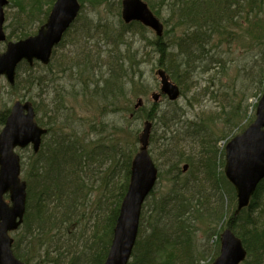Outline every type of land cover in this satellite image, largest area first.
I'll list each match as a JSON object with an SVG mask.
<instances>
[{
	"label": "rangeland",
	"instance_id": "374dc122",
	"mask_svg": "<svg viewBox=\"0 0 264 264\" xmlns=\"http://www.w3.org/2000/svg\"><path fill=\"white\" fill-rule=\"evenodd\" d=\"M153 1H155L153 2L155 8H152L150 4L149 7L152 10L154 9L153 12L164 24V40H169L172 44L177 42V38L182 36L186 30L182 29L180 22L183 20H181L180 15H172L169 11L167 3L172 0ZM163 1L165 2L163 3ZM51 2H44V10L50 8ZM121 3L122 0H99V2L94 4L90 0L84 1L80 16L70 29V34L65 35L62 44L55 50L56 57H54L51 66L44 68L42 71L41 75H45L48 71L52 72V74L45 77L46 80L47 78H53L54 85L51 88L44 87L43 91L40 92L43 101L36 97L39 100L37 106L39 105L38 107L40 108L39 111H36V118L39 119L40 117L43 126H45L48 124L47 121L50 120L47 112H58L60 110L61 116L66 115L69 117L71 127L74 126L73 128L80 129L85 133L83 135L95 138L102 137V134L108 140L107 143L117 146L119 152L129 154L130 151L136 153L139 150L140 144L139 141H135V138H139L142 124L137 125L134 121L127 120L128 114L125 111H119L113 115H105L106 121L104 126L97 128V122L102 119V115L106 112L96 111L94 105L103 103L104 109H106L105 105L108 108V104L111 101H116L118 103L117 107L120 109L128 104L133 107L138 97L133 96L134 92H129L130 85L124 84V80L128 81L132 79L129 74L126 75L125 69L129 68L131 71L138 72L139 69L135 68V65L140 64L144 78L150 83V86L142 96L145 107L149 111V107L152 104L150 93L152 91H159L160 81L154 76L157 69L158 57L156 48L154 47V40L157 36L153 29L144 27L142 31H139L136 28H131L124 37L121 36L119 40H115V44L123 45L121 50L124 51L128 47L133 52L128 59H124L123 55L119 56L124 59V61L120 59L122 63L119 62L117 57V53L119 52L110 44V41H108V44L104 42L106 39L104 31L109 29L117 32L122 28V23L124 22L121 15ZM16 4L10 1V5L5 9L6 24H11L7 29L8 33L10 29L18 27L15 15L19 11V7ZM236 9L234 8V12H236ZM241 17L243 16L241 15ZM251 17L250 21L241 19L237 21V24L233 23L232 27H234L233 33L235 36L232 35L229 38L226 35L224 37L219 34L217 41L212 42L215 45L218 43L216 50H219L218 52L221 56L217 66H214L209 71L206 70V67L200 69L198 65L193 67L194 70H191L192 67L189 68L187 73L193 76L192 80H194V83H190L187 88L181 89L183 92L182 96L176 102L171 103L172 106L167 101L161 103L163 112L170 119L166 121V124L161 125L165 121L164 116L158 125L152 127L149 147L154 162L156 165L159 164L161 171L163 170L164 172V176L160 178L156 188L157 197L168 189L169 184L168 176L166 175L167 165L165 164L167 160L161 153L162 146L166 141L163 140L165 137H171L173 141V135L181 140L183 139L182 142L175 141V144L180 146V148L176 146L174 150L178 151L180 155L182 154L187 161L189 159L194 160L196 165V160H202V158H205L209 154V156H213L216 159L217 163L221 159L219 163L220 169H224L225 143L246 129L255 120L256 108L264 92V64H254L256 59L260 58L259 51L261 52L264 49V42L258 45L259 40H264V5L255 7ZM31 20L33 21V23L31 22L32 28H36L37 22L35 19ZM83 28L88 30L94 28L93 30H95V32L92 31L94 39L92 38L89 43L85 40L86 33L82 31ZM186 28H188L187 24ZM4 46L5 44H0V50ZM118 63L121 64V70L117 69ZM73 64H81V66L72 68ZM64 68L67 69L66 72L63 71ZM115 69L117 71L115 74H112V71H115ZM104 77L106 79L112 77L117 82L113 86L107 87V82H102L101 84V80ZM114 86H116L118 94H127L128 96L121 95L116 99L113 97L112 99H108L100 92L101 89ZM0 91V110L10 107L17 99L25 100L27 97H34L35 99V94L39 93L38 89H35L28 90L27 94L22 90V85L13 89L4 77L0 79ZM164 99L166 100V97ZM101 107L102 105L100 104L99 108ZM174 107L179 110H175ZM194 121L201 123H194ZM83 125L84 127H82ZM210 134L212 135V141L208 137ZM168 145L173 146L170 142ZM31 151V147L18 150L21 155H24L23 158L26 161L29 160ZM223 160L224 163L221 166ZM184 163L186 162L182 164ZM201 165H203V161ZM191 169L194 172L197 168ZM88 172L89 176L87 178L89 179V184L87 187H90V191L93 188L98 191V193H95V191L93 195L91 194L92 196L90 195L94 199V202L91 204L90 201L88 208H96L98 206L95 202L100 199V196L103 197L102 200L104 202L106 201L107 188L104 184L108 176L107 165L98 161L95 163L91 162ZM188 172H185V178L189 177L190 174ZM201 184H204L203 180L200 181L198 187L203 194L201 198L205 200V197L209 195L211 190L208 185L205 184L204 187ZM212 188L214 189V187ZM255 194L257 196L253 198L252 214L248 218V221L252 220V223L263 226L264 189L261 193L260 191H256ZM6 199L9 202V199ZM236 202V200H229L227 204V216L218 222L221 223L219 224L220 226L226 227L228 218L233 214L239 216L240 213L236 210ZM106 203L112 206L111 202L106 201ZM210 206L209 204L208 207ZM84 208V204H81L78 212H84ZM258 213H261V215ZM201 223H194L195 227L191 235L192 240L194 239L197 243L194 255H192L193 260H195L194 264H208L218 255V250L216 251L215 246L213 248L211 245L207 251L202 248L205 238L211 240V243L216 239L215 235L206 234L205 228H203L204 226ZM84 226L79 228L83 229ZM86 226L90 227V225ZM240 228L241 225L239 223L233 226V229L238 231L236 232L237 234L242 232ZM90 234L91 232L88 233V237ZM12 235L15 239H19L21 230L13 232ZM51 246H53L54 250L56 243L53 242ZM75 250L77 252L79 249ZM63 253V256L66 257H69L71 254L69 251H64ZM55 254L57 252L53 251L48 259H54L57 256ZM42 259L43 261L39 264H56L53 260L48 263L45 255L42 256ZM37 260H33L30 264H37ZM59 264H67V260L60 261Z\"/></svg>",
	"mask_w": 264,
	"mask_h": 264
},
{
	"label": "bare ground",
	"instance_id": "6f19581e",
	"mask_svg": "<svg viewBox=\"0 0 264 264\" xmlns=\"http://www.w3.org/2000/svg\"><path fill=\"white\" fill-rule=\"evenodd\" d=\"M8 1H13V2L17 3V1H24V0H8ZM176 1H182V0H176ZM202 1H208V0H202ZM233 1H236L239 3V1L242 2V1H246V0H233ZM121 12H122V10H121ZM235 16H238L237 21H240L242 19V17H240V14H238V13H235ZM228 17L230 18V15H228ZM200 20L205 21L204 18L200 19ZM243 20H246V18L244 17ZM122 21L124 22V23H122V28L120 30H118L117 32L115 30L113 31V30H109V29L107 31H104V32L110 31L109 35L105 36L106 39L104 42L106 44H108V41H110V44L114 46V48L117 52H119V53H117L118 54L117 57H118L120 63H122L121 61H124V59L130 58L133 52L128 47L124 51L121 50V47L123 45L122 44H115V40L116 39L119 40V38H121V36L124 37L126 35V33L128 32V30L131 28H136L137 30L142 31L144 29V27L145 28L147 27L143 22L138 21V20H133V21L127 22L122 18ZM133 23H136V24H133ZM232 26H233L232 23H228L225 26H220L225 31H228V30L230 31L229 33L231 35L227 36L229 38L232 37V35L235 36V34L233 33L234 27H232ZM17 29H19V28L16 27L15 30H17ZM93 29L88 30L85 28V31H86L85 32L86 33L85 40L87 43H89V41L93 38V32L92 31L95 32V30H93ZM208 33H207L208 35L206 36V38L209 39L210 41L216 42L217 36L220 34L219 29L213 28L211 30V32L209 31ZM34 34L35 33H29L28 35H25L21 38H18L17 40L20 41V40H23L25 38L32 37ZM64 37H65V35L62 36L60 42L57 45L53 46L52 53H51L52 56H51L49 63L46 64L41 59L33 58L32 62L28 61L27 59H24V61H21L17 65L16 77L18 75V67L20 66V64L23 65L21 71H22L24 76H19V81L23 80L22 90L25 91V93H27L28 90L38 89V91H39V93L35 94L36 100L34 99V97H27V99H25V100L22 99L23 102H30L32 104V106L34 107L35 103H39V100H37V98H39L43 101V99L40 95V92L43 91V88L44 87L51 88V86L54 85L53 78H47V80L45 79L44 82H41V81L37 82V84H36L37 86L28 87L29 85H31L29 83L30 79H28L31 75L29 74L28 78H26V76L28 75L29 69L31 70V72L36 74V77H42V76H47L49 74H52L51 71H48L45 75H41L43 73L42 71L44 70V67H46L47 65H49L53 61L54 57L56 56L55 50L62 44ZM157 38L161 39V47L162 48L167 47L168 49H167V51L162 52V50H159L158 47L154 44V47L156 48L155 50L157 53V57H158L157 58V65H156L157 69L155 71L154 76L160 81V86H159V91H152L150 93V98H151L152 104L149 107V111H150L149 115H148L149 118L147 117L146 114L140 113L139 109L141 107H144L146 109V111H148V109L145 107V102H144L142 96L144 95V93L146 92L148 87L150 86V83L148 82L147 79L144 78V76L142 74L143 71L140 69L141 65L136 64L135 68H138L139 71L138 72L131 71V70H129V68H126L125 69L126 75L129 74V76H131L132 79H129L128 81L124 80V84H126L127 86L130 85V87H131L129 92H131V93L134 92L133 96L138 97L136 103L134 104L133 107H131L128 104L125 107H123L122 109L117 107L118 103L116 101L110 102V104H108L109 105L108 108H107V105H105L106 109H104L103 103H100L102 105L101 108H99L100 104L94 105V108L96 111L102 112V113L106 112L102 115V119L97 122V124H98L97 128H99L100 126H104L105 121H106L105 117L107 115L109 116V115H113L115 113H118L119 111L120 112L125 111L128 114L127 120L134 121L137 125L142 124V131H143L146 123H151V129H150L151 131H150V136H149V140H150L151 134H152L151 133L152 127L154 125H158L160 123V120H162L164 116H165V118H164L165 121H163L161 125L166 124V121L170 119L169 116L163 112V109L161 108V103L164 101H167L168 104L171 105V103L176 102L183 94L181 89L184 87L187 88L190 85V83L193 84L194 80H192L193 76L188 75V73H187L188 71L185 70V67L180 68V67L176 66V63H174V60L171 57L172 49L170 48V46L174 45L176 42L172 44L171 41L164 40L163 35L157 36ZM263 42H264L263 39L259 40L260 44L258 43V45H261ZM216 45H218V43ZM216 45L211 44V42H208V41H201V45L198 46V48L200 50H204L203 55H202L203 57H197L195 60L194 66L196 67L198 65L200 67V69H203L204 67H206L207 71L212 69L214 66H217L218 63L220 62L221 56L218 52L219 50H216ZM174 46H176V45H174ZM263 47H264V43H263ZM259 48H260V46H259ZM263 53H264V49L261 50V52L259 51L258 54H260L259 55L260 58L258 57L254 64H256V63L264 64ZM99 55H101V54H99ZM121 55H123L124 59L119 57ZM120 59H121V61H120ZM120 63H118V67H117V69H119V70H121V64ZM76 66L79 67V66H81V64H73L72 68H76ZM117 69H115V71H112V74H115ZM191 70H194V68H192ZM63 71L66 72L67 69L64 68ZM161 76H164V78H166L171 84L178 87L179 92H180L178 99H171L168 96V94H164V93H162L158 99L154 98L155 94H159L162 91L163 82H162ZM32 77L33 76H31V78ZM102 82H104V83L107 82L106 77H104L101 80V84H102ZM15 85H11L10 87L13 88V87H15ZM149 91H150V89H149ZM100 92H102L108 99H112V97L116 99V98H119L121 95L122 96L124 95V94H118L117 93L116 86L111 87V88L101 89ZM46 95H48V93H46ZM95 96L97 97V95H95ZM124 96L127 97L128 95L126 94ZM164 97H166V100L164 99ZM100 100H102V99H100ZM97 101H99V100H97ZM139 101H141L140 105H138ZM174 109L179 110L178 108H175V107H174ZM36 114H35V118H34L35 122L41 128L46 129V132L44 134H42L40 147H39L38 151L34 150V147L32 144L28 146V148L31 147V150H32L29 157L32 158L35 155V153H38L41 149L46 148L47 146L50 147V146H52V144H55L53 141L57 137H61L65 140L67 137V138H69V140H72L73 143L75 142L74 144H76V142H79V144L83 145L88 150L99 149L100 154L95 159V161L100 159V156H101V158H103V162L106 165L114 166L117 168L116 172L114 174L115 176L113 177V181L108 182V183L106 181L104 184L105 187L107 188L106 195H105L106 201H109L111 203L112 202L116 203L119 200L121 193H122L121 192L122 190L120 187H121V185H123L125 183V180H126L125 179V177L127 175V173L125 171L126 166L127 165L130 166L129 183L127 184L126 191L123 192L124 195L121 196L120 203L118 206L117 205L109 206L106 203V201L104 202L102 200L103 197L100 196L101 203H99V200L95 202V204H97L98 207L88 208L89 207L88 204H90V201H91V204H93V202H94V199H92L91 196L94 194L93 192H95L96 189L93 188L94 190L92 189V191H90L89 190L90 187H87L86 189L83 190L84 192L82 193V197H80V199L83 201V202H81V204H84L85 210L82 213L78 212V214L73 213L71 215L72 221H74L76 223L69 230L68 233L64 234V239L61 240L62 248H59V252L57 254H55V256L56 255L58 256L60 254L61 255L60 258L64 261L67 260V264H70L71 261L73 260L74 255H75V254H73L74 252H76L75 249L80 250L83 248V250H85L86 254L77 255L76 258H78V259L76 261V264L77 263L78 264H94L95 263V257L93 255V253L91 251H89V248H86V246L93 244V240L91 239L93 232H98L100 234V236H102L103 233L107 232V227H110L111 241H110V243H108L107 255H106V257L102 263V264H105L107 262L108 255L110 253V250H111L114 238H115L116 228L118 226L119 221L121 220L122 213L124 211L123 203L128 196L127 194H128L129 187L131 184V179H132L131 177H132V171H133L132 168L134 166V158L140 152V148L136 153H133L130 151L129 154L128 153L122 154L121 152H119V149L117 148L116 145L111 144V143H107L108 140L105 139V137L102 134H101L102 137H95V138L92 137L93 139L89 138L87 135H83L85 133L82 131L78 135L77 134L73 135L72 134L73 129L70 126L69 117L66 115L61 116L60 110L58 112L53 111V115H55L57 117L47 121V123H50V125H51V130L49 129L50 125H49V127H45V126L38 123L37 118H36V116H37ZM39 120H41L40 117H39ZM194 123H201V122L194 121ZM66 124H67V126H66ZM192 125H194V124H192ZM3 128H4V126L2 128L0 127V130H3ZM141 132L139 133V137H140ZM172 137H174V141L171 139V137H169V138L165 137V139H163L166 141L164 142V145L162 146V152H161L163 157H165L167 160V162H165V164L167 165L166 175L168 176V183H169L168 187H167L168 189H170L173 186L172 179H177V180L183 181V177H184L185 172L189 171L190 168L196 167L197 169L194 170V172L192 169H191V173H190V171L188 172L190 174L189 178H188L189 182H191L192 179L194 180L198 175L200 176L201 175L200 172L203 170V167H204L203 165H201V162L204 161L206 158V156H205V158H202V160L201 159L196 160V165H195L194 160L189 159L187 161V159L182 154L180 155V153L178 151L176 152L174 150V148L176 146H178L175 144V141L182 142L183 139L181 140L180 138H177L175 135H173ZM208 137H209L210 141L213 140V139H211L212 138L211 134L208 135ZM169 142L173 144L172 147L168 145ZM178 144H180V143H178ZM149 147H150V143L148 145L147 150H148V153H149L151 160L153 161V163L156 167L157 178H156L155 182L152 184V186L150 187L149 191L147 192V194L143 200L142 206L140 208L139 223H138V227H137L135 241L132 244L130 258L128 259L127 264H129L133 260L134 252L136 251V249H137V254H141V255L143 254V250H152V252H151L152 256L157 257V255L160 252L161 248L163 247L164 243H166L165 235H164V227L165 226H164L162 220L159 219V214L161 212V209L164 206L168 205L169 208L174 210L180 206H183V204L181 202L184 201V203H185V200H181L179 198V196L177 198V197H174V195L172 193H168V189L157 197L156 188H157V185L159 183L160 178H162L164 176V172H163V170L161 171L159 164L156 165V163L154 162L152 155L150 153ZM178 147L180 148V146H178ZM46 149H48V148H46ZM14 150L18 154L19 160H20V167H21V169H20L21 174L19 177L20 181L25 182L26 188H27V185H28L27 179L29 180L30 178L27 177V167H24V162H26V160H24V158H23L24 155H21L18 152V150H19L18 147H16ZM106 153H108V154H106ZM63 155L67 156L65 154V152L63 153ZM80 156H81V159L79 161L81 163L85 164L84 163V158H85L84 151L77 153L76 159L80 158ZM183 162H186V163L182 164ZM73 165H74V169H76L75 166H77V164L73 163ZM77 168H78V166H77ZM224 169H225V167H224ZM224 169H223V173H224ZM223 177L226 181V184H224V183L218 184L219 182L218 183L216 182L217 181L216 178H215V184L213 182L214 179H212V178L204 181V184H202V185L204 187H205V184L208 185L210 187L211 192L209 193V195H207L205 197V200H203V198H201L200 202L202 205L200 204V206H202V209L199 212H196V211L193 212L194 213L193 216L191 213L185 215L187 217L186 221L184 222V227L186 229L184 230V232L181 231L183 237L181 235L176 237V233L172 230L169 231V227L165 230V232L169 231L168 235H167V242L172 244L171 251H172V254L173 255L175 254V256L177 258L176 259L177 264H194L195 260H193L192 255H194L197 243L195 242L194 239L192 240L191 235L193 233V228L195 227L194 223H196V222H202L201 224L204 226L203 228H205L206 234H209V235L212 234L213 236L215 235V239H216L211 243V240H208L207 238H205L204 243L202 245V248L205 251H207L210 248V246L212 245L213 248L215 246L216 251L218 250V254L221 253L222 242H223V239L225 238V237H223V235L225 233V230H227L228 227L226 224V227L223 226L224 227L223 228L222 226L219 225L221 223L216 222V216H217L216 208L219 207V204L223 205V207L225 209L224 210L225 215L227 216V213H228V209H227L228 205L227 204H228L229 200L230 199L236 200L237 201L236 202V210L237 211L239 210L238 213L241 214L243 212V215L246 218H249L251 216L252 209H253L252 202H253V198H255V196L253 197V194L250 196V198H249L250 203L248 205L243 206V207L240 206L239 205L240 204L239 197H238L239 194H238L237 188L235 187L234 184H232L230 182V179L226 173H224ZM262 182L263 181L261 180L258 183L257 188L254 192V195H256L255 193H256V191L259 190V188H260L259 185ZM88 184H89V179L86 178L85 185H88ZM178 184H180V183H178ZM229 184L232 186L233 189H229ZM179 187H181V185H179ZM212 187H214V189ZM87 191H88V194H87ZM109 191H112V192H109ZM95 193H98V191H96ZM9 196H10L9 193H6L5 199L6 198L10 199ZM86 201H87V203H86ZM148 202H152V203H148ZM209 204L211 205L210 207H208ZM26 206H27V200H26ZM151 206H153L154 208H155V206H157V207L160 206L161 208L158 209V211L154 210L153 212H151ZM196 206H197L196 201H192V202L188 203V207H190V208H195ZM110 213H112V214L114 213V216L116 217L115 224H112L110 221H108ZM196 213L200 214V215L197 216ZM258 214L261 215V213H258ZM225 215H224V217H222L223 219L226 218ZM142 217H143V224L141 227ZM83 225H85L83 227V229L79 228ZM86 225H90V227H88ZM121 225H122V228L127 226L124 223H122ZM219 226H220V228H219ZM91 227H93V228H91ZM19 229H20V227H19ZM85 230H88V233L91 232V235L89 237L82 235ZM236 232H238V231L233 229V233L236 234V236L242 241V244L244 247L243 249L245 250V253H246L245 258L241 261L240 264H264V256H259V254L261 252L260 253L257 252L255 250V248H251L252 250L249 251L251 261L247 263L248 249L245 247L242 238L239 236V235L244 236L243 234H245V232H239V235ZM12 233L13 232H10V235L15 241V238L13 237ZM146 235L149 236L148 240H146V238H145ZM151 235H156L159 238H161L162 240L154 241L155 238H153ZM89 238H90V240L88 241V244L87 245L85 244V247H83L84 246L83 243H86V241ZM170 238H176V240L172 241ZM102 243H103V240H101V242H99V244H97L98 249L101 247ZM152 244H154L153 247L149 246ZM91 249L93 251L98 250L96 246H94ZM70 250H72L73 253L70 252ZM64 251H69V253H71L70 256L69 257L63 256L62 253ZM35 255L36 256L33 257V260L39 259V260H37V264H39L40 262L43 261L42 255L40 253H37L35 251ZM15 256L19 260L24 262L25 264H28L24 260L19 258L16 254H15ZM96 256L98 257L99 255L97 254ZM53 261H55V263L57 264V261L55 259H53ZM157 261L158 260L156 258H154V262H157ZM96 264H98V263H96Z\"/></svg>",
	"mask_w": 264,
	"mask_h": 264
},
{
	"label": "trees",
	"instance_id": "16d2710c",
	"mask_svg": "<svg viewBox=\"0 0 264 264\" xmlns=\"http://www.w3.org/2000/svg\"><path fill=\"white\" fill-rule=\"evenodd\" d=\"M46 1L52 2L50 4V8L44 10V2ZM54 1L55 0L17 1L16 5L19 7V11L15 15V20L18 22L17 28L19 29H10L8 33V39H18L25 35H28L29 33H35L37 31V28L46 20ZM84 1L85 0H80L82 4H84ZM90 1L93 4L99 2V0ZM144 1H146L148 5L150 4L152 8H155L153 6V2L155 1ZM164 2L165 1H163V3ZM167 4L169 6V11L170 13H172V15H180L181 20H183L180 22L182 29L184 31L186 30L182 36L177 38V42L174 44L176 46H170V48L172 49L171 57L173 58L174 63H176V66L180 68L185 67V70L188 71L189 68L194 67L195 60L197 57H203L202 55L204 50H200L198 48V46L201 45V41H208L212 44L213 41H210L206 38V36L209 34V31L211 32L213 28H218L219 33L222 36L225 37V35H231L229 33V30L225 31L220 26H225L228 23L237 24L238 16H235V13L240 14V17L242 15V19L245 17L247 21H250V18H252L251 15L252 13H254L255 7H258L259 5L263 6L264 1L246 0L242 2L239 1L238 3L233 0H172L168 1ZM234 8H237L236 12H234ZM228 15H230V18L228 17ZM203 18L205 19V21L200 20ZM31 19H35V21L37 22L36 28H32L33 21ZM186 24L188 25V28H186ZM10 25L11 24L7 25L6 29H8ZM260 30L262 31L261 28ZM82 31L86 32L85 28H83ZM109 32H105V35H109ZM68 34H70V31L67 32V35ZM154 44L158 47L159 50H162V52L167 51L168 49L167 47H161V39L159 38H156L154 40ZM51 64L52 62L44 68L50 67ZM22 67V64H20V66L18 67L17 82L15 87L22 85L23 80L19 81V76H23V73L21 71ZM29 74L34 78H31V76L28 78ZM35 77L36 74L31 72V70L29 69L26 78L31 80H29V83L31 85H29L28 87L37 86V82H44L46 79L45 76L36 78ZM116 82L117 81L112 79V77L107 78V87L113 86V84ZM15 87H13V89ZM34 105L36 111H39V105L37 106V103H35ZM9 112V107H5L4 109L0 110L1 128L5 124ZM139 112L146 114L148 117L150 111H146L144 107H141L139 109ZM47 113L49 114V119H54L57 117L53 115L52 111H48ZM37 121L39 124L43 125L42 119H37ZM49 125L50 123L45 126L48 127ZM73 127L74 126L71 127L73 129V135H78L81 133L80 129L77 130ZM82 127H84V125ZM49 129L51 130V125ZM135 141L138 142L139 138L136 137ZM53 142L55 144H52V146L50 147L47 146L46 148L48 149H41L38 153H35L32 158L29 157V160L24 162V167L26 165L28 169L27 177L30 179H27V206L24 221L22 226L20 227L21 236L19 237V239H15L14 252L19 258H21L28 264H30V262L33 261V257L36 256L35 251L37 253L42 254V256L45 255L47 259L50 257V254L53 253V251L57 253L59 252V248H62L61 240L64 239V234L68 233L69 230L76 223L72 221L71 215L73 213L78 214L80 204L81 202H83L80 197H82V193L84 192L83 190L87 188L85 182L86 178L89 176L88 168L90 167V163L93 161L94 163L97 161L100 163H104L103 158H101V156L100 159L95 161V159L100 154L99 149L88 150L83 145L79 144V142H76V144H74L75 142L73 143V141L69 140V138L67 137L66 140L61 137H57ZM82 151H84L85 153V164L79 161L81 159V156L80 158L76 159V154ZM64 152L67 156L63 155ZM220 162L221 159L217 163L216 159H214L213 156H209L208 154L206 155V158L203 161L204 167L203 170L200 172V176L198 175L194 180L192 179L191 182L188 181L189 177H183V181L172 179L173 186L168 189V193H172L174 197L177 198L179 196L181 200H185V203L184 201L181 202L183 206H180L174 210L169 208L168 205L164 206L161 209L159 219L162 220L165 226L164 235L166 243H164L157 257L152 256V250H143V254L141 255L137 254L136 249V251L134 252L133 260L129 264H177L176 256L175 254L173 255L171 251L172 244L167 242L168 232L172 230L176 233V237L179 235L183 237L181 231L184 232V230L186 229L184 227V222L187 219L185 215L191 213L193 216V212H199L202 209V206H200V201L201 196H203V194L198 187L200 181H205L214 178L213 182L215 184L216 178V182H219L218 184H226V181L223 177V169H220ZM73 163L77 164L78 168L77 166H75L76 169H74ZM223 163L224 160L222 161L221 166H223ZM116 169L117 168L114 166L107 165V183L113 181V175L115 174ZM129 170L130 166L127 165L125 170L127 173L125 177L126 180L125 183L120 187L122 190L121 196L124 195L123 192L126 191L127 184L129 183ZM197 182L199 183L197 184ZM179 185H181V187H179ZM259 187L260 188L258 191H260L261 193L264 189V181L260 183ZM229 189H233L230 184ZM121 196L116 203L112 202V205L118 206L120 203ZM256 196L257 194L255 195V197ZM192 201H196L197 203V206L195 208H190L191 206L188 207V203ZM99 203H101V199H99ZM160 208V206H155V208L151 206V212H153L154 210L158 211V209ZM216 210V220L217 222H220L221 220H223L222 217H224L225 215V209L223 205L219 204V207H217ZM196 215L199 216L200 214L196 213ZM115 220L116 217L114 216V213H110L108 221H110L112 224H115ZM252 222V220L248 221V218L243 215V212L237 217L234 215L230 216L227 221V227L233 230V226L238 225L239 223L241 225V231L245 232V234H243L244 236H241L239 234L238 235L242 238L245 247L248 249L247 263L251 261L249 253V251L252 250L251 248H255V250L259 253L261 252L259 256H264V225L262 226L260 224H255ZM142 224L143 217L141 219V227ZM168 227L169 231L165 232ZM87 233L88 230H85L82 235L88 237ZM151 236L155 238L154 241L162 240L156 235ZM145 238L146 240H148L149 236L146 235ZM91 239L93 240V244L89 246L87 245L88 241L90 240L89 238L86 243H83V247H85L86 244V248H89V251L93 253L95 257L94 264H102L107 255L108 243H110L111 241L110 227H107V232L103 233L102 236H100L98 232H93ZM170 239L172 241L176 240V238ZM101 240H103V243L98 249L97 244H99ZM53 242L56 243L54 250L53 246H51ZM154 244L149 246L153 247ZM47 245L48 247H46ZM94 246L97 247V251H93L91 249ZM63 254L64 253H62V255ZM73 254L75 255L70 264H76V261L78 259L76 258V256L86 254V252L82 248L77 252H74ZM97 254L99 255L98 257L96 256ZM60 257L61 255L59 254L54 258L57 261V264H59L60 261H64ZM154 258H156L158 261L154 262ZM51 260L53 259H48V263L52 262Z\"/></svg>",
	"mask_w": 264,
	"mask_h": 264
},
{
	"label": "water",
	"instance_id": "95a60500",
	"mask_svg": "<svg viewBox=\"0 0 264 264\" xmlns=\"http://www.w3.org/2000/svg\"><path fill=\"white\" fill-rule=\"evenodd\" d=\"M7 4L8 0H0V41L6 39L3 24L4 6ZM80 8L78 0H56L46 24L39 29L37 35L8 43L6 51L0 54V76L4 75L14 84L16 67L22 60L32 62L33 58H38L49 63L53 46L60 42L64 32L78 16ZM122 17L127 22L141 21L159 36L163 34L162 22L143 0H123ZM161 77L162 91L155 94L154 98L158 99L164 93L171 99H177L180 94L178 87L164 76ZM140 104L141 101L138 105ZM256 116L255 121L232 138L225 148L224 170L238 190L239 205L242 207L249 204L250 196L264 178V94ZM34 118V107L30 102L16 101L0 133V264H25L15 256L14 239L10 235V232L16 231L23 223L27 200L26 184L19 178V156L14 149L32 144L34 150L38 151L46 129L41 128ZM150 129L151 123H146L140 135V152L134 158L131 184L123 203L124 211L105 264H127L135 241L140 208L157 178L156 167L147 150ZM6 193H9L11 203L4 199ZM122 223L127 226L122 228ZM223 237L221 253L212 264H240L246 256L242 241L230 229L225 230Z\"/></svg>",
	"mask_w": 264,
	"mask_h": 264
}]
</instances>
